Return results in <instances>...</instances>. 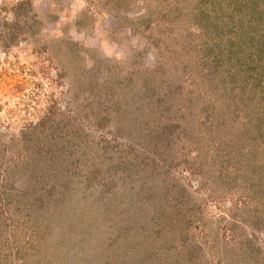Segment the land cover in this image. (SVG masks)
<instances>
[{"label":"rangeland","instance_id":"374dc122","mask_svg":"<svg viewBox=\"0 0 264 264\" xmlns=\"http://www.w3.org/2000/svg\"><path fill=\"white\" fill-rule=\"evenodd\" d=\"M0 264H264V0H0Z\"/></svg>","mask_w":264,"mask_h":264}]
</instances>
